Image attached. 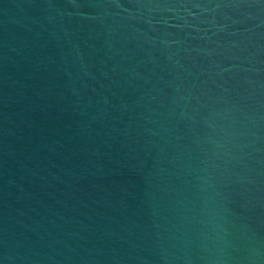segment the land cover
<instances>
[{
    "label": "water",
    "instance_id": "1",
    "mask_svg": "<svg viewBox=\"0 0 264 264\" xmlns=\"http://www.w3.org/2000/svg\"><path fill=\"white\" fill-rule=\"evenodd\" d=\"M0 264H264V0H0Z\"/></svg>",
    "mask_w": 264,
    "mask_h": 264
}]
</instances>
